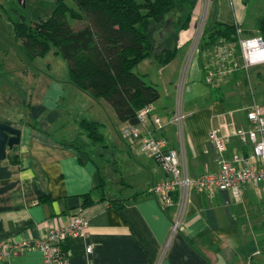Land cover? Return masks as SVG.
Returning <instances> with one entry per match:
<instances>
[{"label":"crops","instance_id":"1","mask_svg":"<svg viewBox=\"0 0 264 264\" xmlns=\"http://www.w3.org/2000/svg\"><path fill=\"white\" fill-rule=\"evenodd\" d=\"M19 2L25 4L26 0ZM15 41L13 48L0 45V124L20 130L19 144L0 160V244L43 239L50 228L67 226L82 212L88 220L87 233L68 240V264H264V184L248 185L238 197L230 191H190L172 232L176 207L164 206L148 193L165 176L136 144L121 137L124 126L119 121L113 142L120 153L113 163L125 185L118 182L117 192L107 195L105 182L104 196L125 203L121 210H114L101 202V194L92 191L98 185V164L63 143L83 135L79 122L90 121L86 116H91L100 102L73 87L67 64L62 72L56 71L59 56L50 52L28 62ZM203 61L202 67L204 57ZM169 64L159 66L156 62L159 70ZM200 73L203 81L185 102L181 140L176 127L168 124L176 109L175 81L162 82L160 97L152 105V115L161 119L162 128L151 120L147 124L152 135L166 138L171 148L179 149L183 144L190 177L217 171L220 154L208 140L211 130L228 138L226 159L251 152V145H242L235 136L238 130L250 127L246 119L252 107L245 91L247 82L239 76L235 81L226 79L219 86H210L205 83L204 69ZM11 79L17 81L11 83ZM198 99L203 102L194 104ZM126 190L131 192L127 197ZM89 192L93 205L81 210L80 197ZM42 197L51 201L39 203ZM87 247L92 249L89 254ZM0 264L43 261L38 251L23 250L1 259Z\"/></svg>","mask_w":264,"mask_h":264},{"label":"trees","instance_id":"2","mask_svg":"<svg viewBox=\"0 0 264 264\" xmlns=\"http://www.w3.org/2000/svg\"><path fill=\"white\" fill-rule=\"evenodd\" d=\"M196 2L55 0V7L49 17L33 23H26L22 18L13 22V31L19 41V50L28 62L44 58L50 52L61 57L66 61L69 81L77 91L96 102L104 100L108 103L115 111L120 125L134 126L138 122L137 113L146 106H152L160 97L154 85L147 84L133 72L140 63L152 56L153 29L168 25L169 20L164 18L166 14L184 6L194 7ZM188 21L189 16L183 24L175 27V32L185 28ZM72 22L83 26L74 28ZM256 29L257 36L264 38V16L258 19ZM237 31L240 30L236 24L215 23L203 32L200 51L210 50L222 42L234 44L238 55ZM176 53V48L166 49L156 56V62L159 66H165L175 58ZM1 67L0 63V70ZM239 76H244L243 72H235L228 79L235 81ZM79 127L87 141L76 138L63 142L64 145L87 156L90 147L104 145L105 137L99 131L100 123L82 119ZM105 180V176L99 173L98 185L92 191L100 193V201L107 203L109 208L121 210L124 201L105 198ZM119 182L125 185L122 178ZM80 199L81 210L93 205L92 192L82 195ZM173 200L177 201V194L173 195ZM50 201L42 197L39 203ZM62 246L64 251L68 249L67 242Z\"/></svg>","mask_w":264,"mask_h":264},{"label":"built area","instance_id":"3","mask_svg":"<svg viewBox=\"0 0 264 264\" xmlns=\"http://www.w3.org/2000/svg\"><path fill=\"white\" fill-rule=\"evenodd\" d=\"M198 36L194 48L198 46L200 38ZM237 38L238 55H236L234 44L222 42L204 52L203 69L207 85L219 86L235 72H243V78L250 87L249 69L264 65V60H257L256 57L257 51L264 50V38L256 36L244 39L241 38L240 31H237ZM182 72L176 88L177 106L173 116L168 120V124L176 127L180 140L186 119L183 103H181L185 69ZM152 112V106L142 108L137 113V124L124 126L121 135L125 140L136 144L138 150L152 159L163 172L165 178L156 182L148 193L156 197L162 205L176 207L172 232L177 229L190 191L209 194L215 191H230L238 197L246 186L264 184V109L258 107L254 101L246 114L250 127L235 133L242 145H251V152L245 156H236L232 160L226 159L224 153L228 138L220 135L215 129L211 130L208 133V140L220 154L217 160V171L197 177H190L187 174L182 143L179 149L171 148L166 138L153 136L148 130L149 120L158 129L163 126L161 119L153 116ZM174 194H177L176 202L173 200ZM87 229L88 220L82 212H79L71 218L67 226L58 225L50 228L43 239L6 241L0 244V260L17 256L23 250H36L42 255L43 264H68L69 250L64 251L62 245L69 239L86 235ZM91 250V247H87L86 253H91Z\"/></svg>","mask_w":264,"mask_h":264},{"label":"rangeland","instance_id":"4","mask_svg":"<svg viewBox=\"0 0 264 264\" xmlns=\"http://www.w3.org/2000/svg\"><path fill=\"white\" fill-rule=\"evenodd\" d=\"M68 3L73 6L71 1H68ZM54 7L55 0H26L25 4H21L19 0H1L0 45L12 48L16 45L13 22L22 18L26 23H33L38 19H46L51 15ZM170 14H166L164 17L169 20L167 26H157L153 29L151 36V58L140 63L133 72L142 77L147 84L154 85L160 94L162 92V82L170 79L171 82L175 81L174 83L177 85L183 73L182 71L185 69V83L181 99L184 111L187 96L189 93L194 92L199 82L203 81L200 73L204 62L203 55L200 52L203 32L213 27L215 23L220 22L239 26L242 38L256 37L258 35L256 23L258 19L264 16V0H208V2L206 0H197L194 7L184 6L182 9L173 11ZM188 16L189 21L187 26L175 32V27L183 24ZM73 25L74 28L83 26L82 24L72 22ZM197 36L200 37L197 43L198 46L194 48ZM174 48L178 50L176 58L166 68L160 69L162 71L161 76H159L158 72L160 70L156 65V56L166 49ZM48 57H51V55H48ZM58 60L60 63L56 66V71L62 72V66L66 68V61L59 57ZM162 76L164 79H161ZM249 76L250 89L248 83L244 85L249 107L253 106V99L258 107H264V65L250 68ZM14 81L17 80H10L11 83ZM202 87H205V85ZM206 88L208 89L209 87L206 86ZM177 98L176 95V100ZM99 102L100 105L95 106L97 110L90 112L93 114L86 117L90 121L97 120L105 124L104 127L99 128V131L105 137V143L104 145L90 147L86 150L88 155L98 164L101 176H105L107 183L105 192L107 195H111L120 188L117 183L121 178L118 168L113 165V159L118 158V154L120 153L115 150L113 142L117 140L115 127L118 119L115 111L108 103L104 100H100ZM202 102L203 100L198 99L194 101V104L200 105ZM76 105L77 110H79L78 102H76ZM86 108L84 106V109ZM79 137L83 142L87 141L84 134ZM123 193L126 197L131 194L128 190L123 191Z\"/></svg>","mask_w":264,"mask_h":264},{"label":"water","instance_id":"5","mask_svg":"<svg viewBox=\"0 0 264 264\" xmlns=\"http://www.w3.org/2000/svg\"><path fill=\"white\" fill-rule=\"evenodd\" d=\"M20 130L3 124H0V160L5 159L6 151L11 150L19 144Z\"/></svg>","mask_w":264,"mask_h":264},{"label":"clouds","instance_id":"6","mask_svg":"<svg viewBox=\"0 0 264 264\" xmlns=\"http://www.w3.org/2000/svg\"><path fill=\"white\" fill-rule=\"evenodd\" d=\"M253 43H255L253 41ZM257 60H264V50L257 51L256 53Z\"/></svg>","mask_w":264,"mask_h":264}]
</instances>
